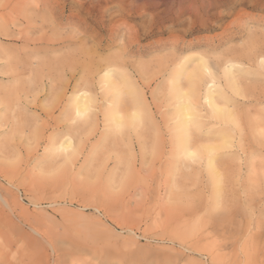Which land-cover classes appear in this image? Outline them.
Here are the masks:
<instances>
[{"label": "rangeland", "instance_id": "obj_1", "mask_svg": "<svg viewBox=\"0 0 264 264\" xmlns=\"http://www.w3.org/2000/svg\"><path fill=\"white\" fill-rule=\"evenodd\" d=\"M0 264H264V0H0Z\"/></svg>", "mask_w": 264, "mask_h": 264}, {"label": "bare ground", "instance_id": "obj_2", "mask_svg": "<svg viewBox=\"0 0 264 264\" xmlns=\"http://www.w3.org/2000/svg\"><path fill=\"white\" fill-rule=\"evenodd\" d=\"M225 74H227L228 76H229V73L227 72V73H225ZM208 90H210V88L208 89ZM225 95V97L227 96L226 94H224ZM207 98H209V95H207ZM221 107V106H220ZM229 107V106H228ZM184 124V123H183ZM236 124V123H235ZM241 136V135H240ZM235 146V145H234Z\"/></svg>", "mask_w": 264, "mask_h": 264}]
</instances>
